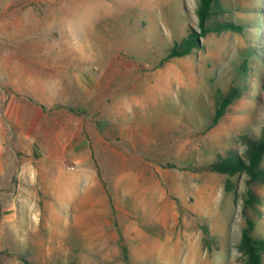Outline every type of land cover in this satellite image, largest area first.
I'll list each match as a JSON object with an SVG mask.
<instances>
[{
    "label": "rangeland",
    "instance_id": "obj_1",
    "mask_svg": "<svg viewBox=\"0 0 264 264\" xmlns=\"http://www.w3.org/2000/svg\"><path fill=\"white\" fill-rule=\"evenodd\" d=\"M43 3L59 11L50 25L58 37L43 49L6 43L0 75H9L8 59L24 66L38 57L29 68L42 65L49 88L56 83L64 93L55 107L76 106L95 144L106 138L118 152L102 149L92 161L107 179L108 197L92 229L80 233L72 209L57 200L55 178L38 174L32 184L30 156L16 154L7 141L0 152V264H244L239 245L248 177L231 178L235 190L227 191L229 177L208 166L243 150L240 137L259 133L264 122V0H220L224 10L208 25L229 21L243 31L209 33L192 54L173 59L169 50L198 30L199 0ZM234 87L243 88L241 98L211 126L218 102ZM64 120L70 126L67 112ZM120 170L135 171L125 178L137 184L116 189ZM253 191L259 202L246 213L261 240L264 183Z\"/></svg>",
    "mask_w": 264,
    "mask_h": 264
},
{
    "label": "crops",
    "instance_id": "obj_2",
    "mask_svg": "<svg viewBox=\"0 0 264 264\" xmlns=\"http://www.w3.org/2000/svg\"><path fill=\"white\" fill-rule=\"evenodd\" d=\"M43 2L45 0H0V47L7 43L10 48L43 49L49 46L51 38L56 40L59 33L50 30V25L58 23L59 11L57 8L49 11ZM49 16L54 19L50 20ZM38 60L28 59L23 66L18 60L13 64L8 59L9 75H0V86L8 87L9 91L5 94L0 90V152L7 141L16 154L26 152L32 160L29 175L34 185L38 174L54 177L52 185L57 186L58 202L64 209H72L71 220L78 232H87L92 229L91 224L97 222V208L105 207L102 203L108 197L106 188L109 187L107 179L101 176L102 171L92 161L99 159L98 152L102 149L109 152H118V149L106 138L95 144L93 135L82 127L76 106L61 102L55 107L54 100L64 93L59 84L54 83L55 87L49 88L48 75L43 72L42 65L29 68L31 63H40ZM78 77L80 79L81 74ZM29 79L33 81L31 86L29 82L24 83ZM3 97L8 99L6 104L2 102ZM65 112L70 116V126L64 122ZM115 139L116 143L120 140ZM136 174L135 171L125 174L117 171L119 177L113 185L118 190L124 185H135L136 178L126 179L125 175ZM81 213L88 215L82 218ZM61 214L60 223L63 224L68 218L65 212Z\"/></svg>",
    "mask_w": 264,
    "mask_h": 264
},
{
    "label": "trees",
    "instance_id": "obj_3",
    "mask_svg": "<svg viewBox=\"0 0 264 264\" xmlns=\"http://www.w3.org/2000/svg\"><path fill=\"white\" fill-rule=\"evenodd\" d=\"M217 9V10H216ZM224 10L220 5V0H199L197 16L199 19L198 30L191 29L180 42L176 43L168 52L167 59L183 58L189 56L194 50L200 47V40L205 38L209 33H222L225 31L241 32L243 25H237L234 22L216 23L215 26L208 25V19L217 11ZM165 61H162V64ZM243 70H251L248 60L245 61ZM252 71V70H251ZM264 90V86L261 91ZM243 88L234 87L218 102L211 126H216L219 121L226 115L228 108L238 98H241ZM240 145L243 150L230 151L220 156L216 161L209 164L208 170L214 173L227 175L229 180L226 184L227 191H234L235 185L231 178L244 174L248 177L247 191L244 201V213L246 226L242 231V237L239 250L242 253L244 264H263L264 256V239L258 240L253 237L255 228L254 221L247 215L248 207L254 206L259 202V197L253 191L256 183H264V122L262 123L259 133L243 134L240 137ZM25 264H31L25 259Z\"/></svg>",
    "mask_w": 264,
    "mask_h": 264
}]
</instances>
